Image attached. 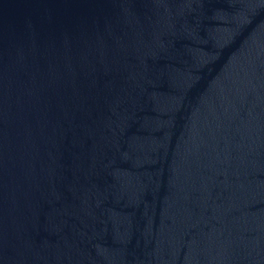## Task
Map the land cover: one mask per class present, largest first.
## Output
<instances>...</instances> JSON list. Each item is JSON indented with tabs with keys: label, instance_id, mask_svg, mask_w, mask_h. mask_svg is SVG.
I'll return each instance as SVG.
<instances>
[{
	"label": "water",
	"instance_id": "1",
	"mask_svg": "<svg viewBox=\"0 0 264 264\" xmlns=\"http://www.w3.org/2000/svg\"><path fill=\"white\" fill-rule=\"evenodd\" d=\"M0 264H264V0H0Z\"/></svg>",
	"mask_w": 264,
	"mask_h": 264
}]
</instances>
